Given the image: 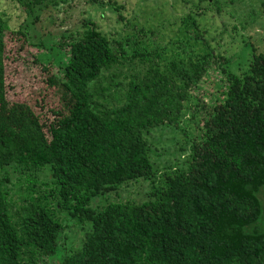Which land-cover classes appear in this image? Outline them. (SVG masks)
Segmentation results:
<instances>
[{"label": "trees", "instance_id": "16d2710c", "mask_svg": "<svg viewBox=\"0 0 264 264\" xmlns=\"http://www.w3.org/2000/svg\"><path fill=\"white\" fill-rule=\"evenodd\" d=\"M40 1L12 0L22 15ZM8 11L0 10V104L5 35L29 36ZM79 22L61 32L58 66L42 64L45 111L39 99L17 104V116L1 112L0 264L57 254L63 213L86 229L56 264H264V42L237 75L207 43L164 58L143 39L108 38L92 20ZM186 110H202L199 132L160 171L147 132L180 128ZM139 177L152 184L148 198L90 204Z\"/></svg>", "mask_w": 264, "mask_h": 264}, {"label": "rangeland", "instance_id": "374dc122", "mask_svg": "<svg viewBox=\"0 0 264 264\" xmlns=\"http://www.w3.org/2000/svg\"><path fill=\"white\" fill-rule=\"evenodd\" d=\"M35 6L39 9L22 15L19 10L23 6L15 5L12 0H0V10H9L6 13L9 22L13 24L22 17L23 27L29 35H5V101L0 104V122L1 112L15 109L12 113L15 115L17 104L40 99L42 105L37 104L36 109L39 113L45 111L47 71L42 64L51 62L53 70L58 66V54L63 50L56 47L65 39L61 32L64 30L66 35L70 29H79L82 18L92 20L108 38L132 36L143 39L150 47H157L164 58L199 52L207 49V43L225 59L223 65L237 75L246 68L251 47L260 50L264 42V0H102L95 3L42 0ZM202 114V110L194 115L186 110L180 128L160 125L147 132L149 154L160 171L174 157L187 153V137L198 134L196 125ZM180 146L184 150L179 149ZM40 175L44 181L49 178L47 171L40 172ZM9 186L10 199L18 202V185ZM151 186L145 178L129 179L92 197L90 204L140 201L151 196ZM38 187L41 191L50 190L48 185L39 184ZM259 197L264 216V190L260 191ZM59 217L62 228L57 239L58 253L39 258L36 264H56L59 255L81 241L86 225L66 213Z\"/></svg>", "mask_w": 264, "mask_h": 264}]
</instances>
